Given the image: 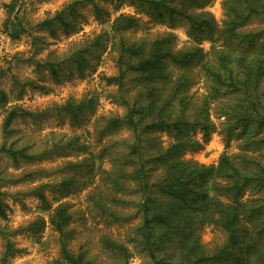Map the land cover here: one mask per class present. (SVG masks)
Listing matches in <instances>:
<instances>
[{"label":"rangeland","instance_id":"374dc122","mask_svg":"<svg viewBox=\"0 0 264 264\" xmlns=\"http://www.w3.org/2000/svg\"><path fill=\"white\" fill-rule=\"evenodd\" d=\"M74 1L78 0H0V90L7 96V102L0 103V199L4 205V214L0 212V264H52L60 258L59 234L49 222L50 212L42 210L33 192L40 186H47L43 192L52 210L60 204L69 206L73 216L68 227L73 231L69 242L72 252L85 253L95 264H154L134 240L142 223L139 206L143 199L136 191L137 182L125 177L120 182L126 188L119 190L113 188L106 174L112 173L117 179L123 176L119 168L126 175L133 170L130 163L134 158L129 155V146L135 141L133 132L126 127L103 134L102 131L110 118L128 113L125 100L132 105L148 88L146 83H129L121 92L107 82L119 74V54L114 46L119 36L113 35L112 24L122 14L134 16L137 26L123 36L128 43L144 44L146 49L154 41L169 37L174 52L200 49L206 58H211L213 50L224 49L226 43L219 35L198 41L190 35L187 23L160 22L148 8L130 0H95L104 11L101 16L96 15L92 4H86L79 7L78 17L68 28L58 24L47 29L41 26ZM225 1L211 0L202 7L192 6L189 12H209L223 29L227 20ZM262 29L261 18H253L243 27L246 31ZM16 31L17 39L12 37ZM108 33L110 37L105 35ZM101 35L102 45L85 54L88 61L79 71L70 57ZM48 63L60 65L57 78L46 66ZM168 69L171 75L166 82L157 84L156 99L172 98L178 80H185L186 85L176 94L166 117L175 120L183 111V116L193 122L206 103L212 129L208 137L200 127L189 128L182 135L151 132L144 136L145 155L156 156L174 147V156L184 164L217 166L222 156L237 165H241L243 156L257 158L264 164V146L248 143L263 137L264 131L257 135L254 131L240 134L238 127L234 134L227 132V118L219 110L232 103L233 98H211L208 80L198 65ZM182 97L188 102L185 108L179 103ZM90 99H95L94 108L78 116L61 110L69 102ZM14 109L27 115L16 119L10 127L11 134L6 135L5 120ZM4 146L25 148L32 158L14 162L1 152ZM151 174V181H157L163 170L153 168ZM67 181L68 188H60ZM260 196L248 189L242 201ZM40 218L45 226L39 232L19 230ZM263 220L264 217L246 220L244 224L254 236ZM105 239L123 245L128 258L107 248ZM253 239L264 246V236ZM194 240L201 251L211 256L225 244L227 235L219 227L205 224L197 226ZM8 243L12 250L7 249ZM185 245L180 236L167 241L156 264H181Z\"/></svg>","mask_w":264,"mask_h":264},{"label":"trees","instance_id":"16d2710c","mask_svg":"<svg viewBox=\"0 0 264 264\" xmlns=\"http://www.w3.org/2000/svg\"><path fill=\"white\" fill-rule=\"evenodd\" d=\"M148 8L160 22H184L189 26L192 37L200 41L206 37L219 35L226 47L215 49L211 58H206L200 49L186 52H174L170 46V38L164 37L154 41L146 49L144 44L128 43L124 38L126 31L135 28L138 20L134 16L120 15L112 24L113 35L119 36L114 43L119 54L117 76L107 79L123 92L129 83H146L148 88L137 100L130 105L127 101L128 113L124 117L110 118L104 132H110L119 127H126L135 135V141L129 146V155L134 158L133 170L129 175L119 168L122 177L114 179L112 173H106L113 188L124 190L120 182L127 177L137 182L136 191L142 194L143 201L139 211L142 223L136 229L135 243L140 250L148 255L156 264L158 253L163 250L165 243L175 236L184 238L186 251L181 264H264V246L253 238L264 236V220L252 236L244 221L264 217V164L257 158L242 157L241 165H237L228 156H222L217 166L182 163L174 156L175 148L156 156L145 155L144 136L156 131H171L182 135L187 129L200 127L205 137L209 136L212 124L208 119L206 103L201 108L193 122L182 115L175 120L167 118V112L176 100V94L186 85L185 80H178L173 97L167 100L155 98L157 84L166 82L171 75L169 67L180 69L200 66L208 80L211 98L231 97L234 101L222 105L219 110L227 118L228 134H234L241 127L240 134L254 131V135L264 131V29L246 31L251 19L264 20V0H226L224 8L227 20L223 29L219 28L214 16L209 12L191 13L192 6L202 7L211 0H130ZM92 4L96 15L104 12L95 0H78L72 2L62 11L41 23L44 28L55 24L68 28L71 21L79 15V7ZM111 34V33H110ZM110 34H105L110 37ZM113 36V37H114ZM13 38H19L16 31ZM103 35L95 38L85 48L79 49L70 57L78 64V70L87 63L86 53L94 51L102 45ZM54 78L58 77L60 65H46ZM134 76L129 79V77ZM149 98V103L143 99ZM7 96L0 90V103H6ZM182 108L188 106L186 98H180ZM95 99L80 103H67L61 110L66 114L78 116L85 110L94 108ZM184 110V109H183ZM21 109L11 110L4 124L6 135L11 134L10 127L18 118L26 116ZM152 119L144 123L145 120ZM250 145L264 146V136L250 140ZM1 152L8 155L14 162L31 160L25 148L16 149L14 146L2 147ZM153 168L163 170V175L157 181H151ZM224 182V183H223ZM69 181L62 183L60 188L66 189ZM40 186L33 192L40 200L43 211L50 212V224L59 234L60 258L52 264H95L83 252L74 253L69 249L73 231L68 227L73 220L69 206L60 204L52 210ZM254 189L260 197L242 201L245 192ZM228 198L231 201H224ZM52 210V211H51ZM0 212L4 214V205L0 199ZM214 225L222 229L227 240L221 247L216 248L209 256L200 250L194 240L197 226ZM45 226L43 219H37L19 230L39 232ZM17 230V231H19ZM190 242H192L190 244ZM107 248L128 258L127 249L109 239L104 240ZM8 243L7 249L12 250Z\"/></svg>","mask_w":264,"mask_h":264}]
</instances>
